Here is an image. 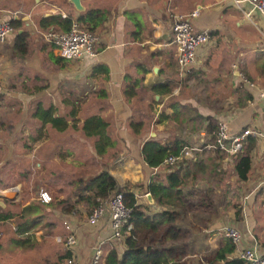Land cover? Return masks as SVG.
I'll list each match as a JSON object with an SVG mask.
<instances>
[{
	"label": "crops",
	"instance_id": "crops-1",
	"mask_svg": "<svg viewBox=\"0 0 264 264\" xmlns=\"http://www.w3.org/2000/svg\"><path fill=\"white\" fill-rule=\"evenodd\" d=\"M80 1L84 6L82 10H77L67 0L75 10L72 11V6L71 11L66 10L72 13V20H78L80 13L88 9H99L103 13L100 22L93 28L97 37L96 54L65 59L56 53L55 46L51 48L47 45L46 31L42 33V37L40 34L35 35L41 31L37 26L38 18L59 12L60 5L52 0H0V19L9 22L12 18L20 19L23 27L19 32L24 29L28 36L33 34L35 37L34 52L30 57L27 56L28 47L22 54L18 53L21 49L13 48L15 29L4 42H0V207L15 214L20 207L33 202L34 198L39 200L37 188L43 179L48 184L46 173L51 174L52 169L46 164V159L50 149L54 148L45 142L49 137V133L45 131L48 124L31 116L36 121L35 128L19 131L22 117L27 111L22 104L27 105L33 101L34 108L39 102L44 106L53 105L60 112L58 106L66 105V99L60 98L57 80L62 73L58 66L64 67L66 61H71L79 71V80H82L78 84L81 94L85 98L90 96V109H93L94 104L99 107L94 112L106 116L113 127L112 137L118 144L121 142L120 153L128 156L127 160L121 162L126 163L127 167L120 166L118 170L112 167L104 169L120 185L126 182L133 184L134 186H129L136 193L139 202L145 200V193L148 192L141 194L138 189L146 187L154 172L164 171L165 162L160 148L154 149L153 146L169 139L145 128L151 123L152 126L154 122L159 124L170 119H152L145 127L146 121L137 118L136 121L144 125L140 132H134L130 128L131 109L128 103L134 97L127 100L123 94L126 74L131 78H140L135 90L138 93L143 89L149 93V102L152 100V104L154 99L157 101L156 105L164 104L169 110V98L176 95L178 101L195 106L204 115H212L219 122H224L231 132L240 131L244 127L258 131L259 135H251L255 143L250 150V166L246 179L238 178L233 163L236 155L227 154L224 159L219 160L223 172L220 184L215 188L216 194L212 196L211 212L191 211L186 215L185 223L194 228L185 242L184 259L185 264H222V260H212L211 255L220 246L224 226H233L241 233L234 250L227 254L228 258L236 257L238 251L244 248H254L258 253L264 254V18L258 12H252L247 17L232 0ZM192 9L197 11L189 16ZM172 13L188 15L195 30H206L209 33L208 40L200 45L196 53V62L190 67L194 69L193 73L198 74L192 73L188 79L186 77L190 69L181 72L176 63L174 47L164 45L170 37ZM36 14L37 20L33 22L30 17ZM61 14L65 16L62 10ZM29 22H32L31 26ZM80 23L87 28V23ZM51 55L64 60L55 63ZM99 63L108 67L107 79H103V72H93V68ZM154 66H158L157 71H153ZM166 81L173 84L172 94H157L153 91L155 85ZM237 87H245L253 94V98L244 106L239 103L243 99L238 98V90H235ZM102 89L107 92L106 96L99 95L102 94ZM107 108L109 116L104 113ZM14 112L16 117L20 115L19 119L13 120L9 117ZM167 112L169 111H165ZM187 135L190 142L193 140L192 145L197 146L206 138L203 131ZM19 140L23 142L19 144ZM244 142L245 146L248 139ZM19 146L26 149L22 155L28 158L33 155L27 150L38 148L37 154L41 161H35L33 165L31 160L29 166L22 169L16 163H13L14 166L10 165L16 156L13 150H17ZM199 152L193 151V157L189 158H198ZM93 153L99 156L96 152ZM109 153L116 154L117 150L111 149L100 156ZM21 171H28V174L18 175L13 185L4 186L7 182L5 173ZM39 174L43 177H39ZM32 175H36L35 180ZM204 182L202 179H195L191 182L192 188H201ZM147 199L152 201L151 197ZM41 203L43 210L35 215L41 214L42 218L29 232H17L16 215L0 221V264H63L65 258L62 257L65 254L71 255V252L75 264H91L95 247L101 250L98 264H104L103 257L109 251L115 252L116 257L125 249L123 236L119 239L111 237L107 211L96 223L91 224L78 205L76 209L79 213H67L60 208H51L49 203ZM238 207L240 212L237 218L235 210ZM64 221L70 224L75 233L76 242L73 248H68L64 243L67 235ZM27 235L32 243L21 244L19 240Z\"/></svg>",
	"mask_w": 264,
	"mask_h": 264
},
{
	"label": "trees",
	"instance_id": "trees-1",
	"mask_svg": "<svg viewBox=\"0 0 264 264\" xmlns=\"http://www.w3.org/2000/svg\"><path fill=\"white\" fill-rule=\"evenodd\" d=\"M101 16H103L101 10L88 9L80 13L77 19L79 22L87 23V28L93 32V28L100 22ZM72 18V13L65 12V16H62L59 11L40 16L37 20V26L39 29L54 27L66 31L70 27ZM10 23L15 29L12 46L15 50L21 49L18 53L22 54L28 47V33L24 29L19 32V29L23 27L20 19L12 18ZM50 43L54 46L52 42ZM51 57L55 63L64 60L59 56L51 55ZM61 66H64V64H61ZM97 71L103 72V79L109 77V69L105 64H97L93 68V72ZM193 72L194 69H190L186 79ZM195 73L198 74V72ZM124 81L126 85L123 94L128 100L137 95L135 85L140 83V78H131L126 74ZM172 88V82L166 81L155 85L153 91L157 94H172ZM235 90H238V98L243 99L239 102L242 106L253 98V94L245 87H237ZM100 92L102 93L99 94L100 96L107 95L104 89ZM65 102L67 104L66 113H59L53 105L44 106L38 102L33 108L32 116L59 132L68 129L80 130L84 136L92 138L94 151L98 155H103L107 153V150L117 147V140L111 135L113 134V127L106 116L102 113H95V110H89L80 120L78 115L80 102L75 98L73 100L67 98ZM151 107V102H147L143 106H133L131 117H129V126L134 132H140V128L144 126L136 121L137 118L147 116L148 119L145 120V125L151 121ZM168 108L169 112L161 113L157 116V120L170 119L184 133L179 131L175 132L176 134H170L169 139L162 143L160 152L164 159L170 156L178 157L173 161H165L163 164L164 171L154 172L150 176L146 187L144 189L140 188L142 192L147 191L150 194L152 201H149L145 196V200L139 202L136 193L130 188L131 186L127 183L120 185L116 178L104 169L88 178L78 177L75 180H70L68 184L71 185V190L67 196H54L48 204L51 208H60L63 212L79 213L76 206L79 202H85L86 210L84 214L89 216L102 200L115 192H121L123 203L129 209L126 222L121 228L125 249L116 257H112L111 251H109L103 257L104 264H185V242L194 228L189 223H185L186 215L191 211L211 212L212 196L216 194L215 188L219 186V180L223 172L219 160L224 159L227 155L221 149H208L206 147L215 140L219 120L212 115H204L195 106L178 101L176 96L169 98ZM200 131H203L206 137L200 144V156L196 159L185 156L180 157L182 148L192 145L187 138V134ZM247 139V144L243 145V149L235 156L236 158L233 161L240 180L247 177L250 166V150L255 143L253 136L248 135ZM20 174L26 176L28 171H21ZM195 179L204 180V186L192 188L193 183L191 184V182ZM10 185H13V181L4 184L5 187ZM34 195H37V193L34 192ZM42 210V203L34 198L33 202L20 207L15 214L0 207V221L16 215L18 217L17 232H29L42 218L41 214L35 215V213H40ZM235 212L238 218L239 207ZM224 236H222L220 246L211 255L212 260H222V264H246L242 258L237 256L227 257V254L234 250L236 243ZM19 241L24 245L32 243L29 235L22 237ZM179 243L181 246H176ZM69 256L70 254H65L62 258L67 259Z\"/></svg>",
	"mask_w": 264,
	"mask_h": 264
},
{
	"label": "built area",
	"instance_id": "built-area-1",
	"mask_svg": "<svg viewBox=\"0 0 264 264\" xmlns=\"http://www.w3.org/2000/svg\"><path fill=\"white\" fill-rule=\"evenodd\" d=\"M247 16L250 17L252 12H258L264 18V0H232ZM247 8H244V5ZM196 9H192L189 12L190 15L196 13ZM188 15L180 13H172V21L170 26V37L165 46L174 47V55L176 63L181 72H185L196 62L197 48L205 43L209 38V33L206 30H195L189 21ZM14 28L7 20L0 19V42H4ZM45 37L48 41L52 42L57 49L59 55L65 59H77L83 55H95V44L97 42L96 35L83 26L78 20L73 19L70 27L66 31L49 28L45 32ZM1 90V82H0ZM260 133L251 127H244L240 131L231 132L228 126L220 121L218 130L213 143L208 144V149L218 148L227 154L233 156L237 155L248 135H259ZM193 151H201L200 146L189 145L182 148V155L180 157H193ZM178 156H170L165 161H173ZM148 193H145V196ZM38 199L43 203H49L52 197L48 190L39 189ZM108 212L111 227V237L119 239L123 236L121 228L126 222V218L129 214V209L125 207L122 199L121 192H115L109 195L107 198L101 201V203L92 210L88 216V221L91 224L96 223L99 217L103 216L105 212ZM67 229V235L64 243L68 248H73L76 242L75 233L67 221L63 222ZM223 234L230 238L233 242H237L241 238L240 231L233 226H224L222 228ZM111 256L115 257V252H111ZM238 257L245 260L246 264H264V254L258 253L254 248H244L238 251ZM101 257V250L99 247H95V253L91 264H98ZM63 264H75L73 253L65 259Z\"/></svg>",
	"mask_w": 264,
	"mask_h": 264
},
{
	"label": "rangeland",
	"instance_id": "rangeland-1",
	"mask_svg": "<svg viewBox=\"0 0 264 264\" xmlns=\"http://www.w3.org/2000/svg\"><path fill=\"white\" fill-rule=\"evenodd\" d=\"M57 3V5H60V9L62 12H67L71 11V6L67 2V0H52ZM244 7L246 4H243ZM72 11L74 12V8L72 6ZM53 10L56 11V8L53 7ZM61 10H59L61 12ZM67 10V11H66ZM58 11V9H57ZM42 12V11H41ZM50 12V11H49ZM40 14V11H39ZM38 17V14L33 15L30 17V19L33 20V22H36ZM29 26L32 25V22H29ZM51 28V27H50ZM46 30L49 29H41L40 33H35V35L39 36V34L42 37V33H44ZM34 35L31 34L27 37L28 39V57H30L33 52L35 45L34 43ZM47 45L52 48V44L49 41H46ZM199 47L197 48L196 51H198ZM57 53V51H56ZM71 62V61H70ZM69 61H66V64L64 67H59L58 70H61V76L59 80H57V83L60 86V98H64L67 100H73L74 98L77 99L80 102V110L78 112L79 119L81 120L84 116V114L87 113L89 110H98L99 107L93 106V109L91 107L92 102L90 101V96L85 98L86 96L81 94L80 87H78V84L82 83V80L80 81V75L79 71L76 70V67L73 66ZM59 65V64H58ZM76 74V75H75ZM182 86V85H181ZM179 85L177 86V88ZM218 90H222L220 87H217ZM174 94V93H173ZM176 96V95H173ZM150 101V95L147 93L145 90L141 89L137 95L132 99L131 103H128L131 112L133 110V106L139 105L143 106L147 102ZM33 101L28 103L27 105L22 104L24 110H27L25 115H23V120L22 124H20V127L18 130H30L35 128V119L32 116V111H33ZM157 101L153 99V104L151 100V110H150V119L152 120H157V116L160 115L161 113H165V111H169L164 107V104H158L156 105ZM79 104V103H77ZM84 107V108H83ZM59 110L61 113H66L67 112V104L66 105H59L58 106ZM87 110H86V109ZM96 108V109H95ZM65 110V111H63ZM203 110V109H201ZM162 111V112H161ZM59 112V113H60ZM107 113L109 116V109H105L104 113ZM154 114V115H153ZM10 118L13 120H17L20 118V115L16 117V113L14 112L13 114L9 115ZM142 119L147 120L148 117L144 116ZM151 123V122H149ZM158 122H154V125L149 126L148 123L145 125V130H150L154 131L156 133H160L164 137H169L170 134H173L175 132H182L184 133L183 130L179 129L176 124H174L171 120H166L165 122H161L157 124ZM156 124V125H155ZM49 126V125H48ZM45 129L46 133H49V137L45 140V142L49 143L51 146H53V150L50 149V154L48 158L46 159V164H49L50 168L52 169L51 174L44 172L48 175L47 178V183L45 184L43 180L40 182L39 189H46L49 191L51 197L53 198L54 196H67V194L71 190V185L68 184L70 180H75L78 177H84L88 178L96 173L98 171L103 170L104 168L112 167L115 170H118L120 166L127 167V164L124 163L122 164L121 162L123 160H127L128 156L127 154L120 153V149L122 147L121 142L117 145V147H114L113 150H117V153H109L104 156H97L95 153H93L92 148V138H87L85 137L80 130H72L68 129L63 132H59L55 130L54 128L48 127ZM30 127V128H29ZM23 130V131H24ZM176 134V133H175ZM23 140H19V144H21ZM144 143V140L143 142ZM190 144H194L193 140L190 142ZM162 145L161 143H156L154 144V149L160 148ZM152 147V149H153ZM29 149V148H28ZM26 150L23 149L22 147L19 146L17 150H13V153L16 154L15 159L11 160L12 166H14L13 163L18 164L19 168L22 169L24 166H29V161L33 160V165L36 163L35 161H41V157L37 154L39 152V149H32L30 148L27 150L32 154V158H28L22 155V152ZM160 150V149H159ZM26 151V152H27ZM144 151V150H143ZM51 152H54L53 155H51ZM95 152V151H94ZM108 152V150L106 151ZM1 154H3L1 152ZM142 155V154H141ZM143 159V158H142ZM14 160V161H13ZM8 167V166H7ZM45 167V166H44ZM7 178L5 181H14L15 178L19 175V173H5ZM23 176V175H19ZM39 177H43L42 174H39ZM32 178L35 180L36 175H32ZM128 185L130 182H126ZM131 186H134L133 184H130ZM48 186V187H47ZM50 187V188H49ZM60 189V190H59ZM137 190V189H135ZM138 193H143L141 189H138ZM78 207L80 209H83L81 212L84 213L86 210V204L85 202H79ZM69 221V220H67ZM90 223V222H89ZM100 263V262H99Z\"/></svg>",
	"mask_w": 264,
	"mask_h": 264
},
{
	"label": "water",
	"instance_id": "water-1",
	"mask_svg": "<svg viewBox=\"0 0 264 264\" xmlns=\"http://www.w3.org/2000/svg\"><path fill=\"white\" fill-rule=\"evenodd\" d=\"M69 2H71L73 4V6L77 9V10H82L84 8V6L82 5L80 0H69ZM158 70V66H154L153 67V71H157ZM262 101L264 103V95L262 96ZM2 193H0L1 196ZM147 197L150 198V194H147Z\"/></svg>",
	"mask_w": 264,
	"mask_h": 264
}]
</instances>
